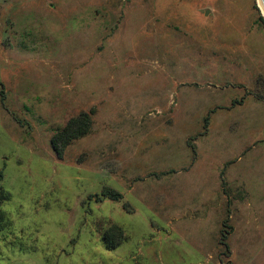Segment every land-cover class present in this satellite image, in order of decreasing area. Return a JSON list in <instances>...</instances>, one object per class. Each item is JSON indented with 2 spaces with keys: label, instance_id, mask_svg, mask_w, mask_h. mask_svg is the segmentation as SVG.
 I'll return each mask as SVG.
<instances>
[{
  "label": "rangeland",
  "instance_id": "1",
  "mask_svg": "<svg viewBox=\"0 0 264 264\" xmlns=\"http://www.w3.org/2000/svg\"><path fill=\"white\" fill-rule=\"evenodd\" d=\"M259 15L258 0H0V264H264ZM81 113L89 131L57 155Z\"/></svg>",
  "mask_w": 264,
  "mask_h": 264
},
{
  "label": "trees",
  "instance_id": "2",
  "mask_svg": "<svg viewBox=\"0 0 264 264\" xmlns=\"http://www.w3.org/2000/svg\"><path fill=\"white\" fill-rule=\"evenodd\" d=\"M258 19L264 27V17L259 15ZM206 122L207 118L205 120V123ZM90 124L91 121L88 113H81L78 116L70 118L64 128L56 133L52 138V146L57 155H61L62 149L65 148L72 140L85 135L89 131ZM101 195L103 198H109L112 200H119L122 197L119 192L111 188H104L101 191ZM94 197H96L97 200L101 199L98 194H94ZM103 239L108 248H115L122 241V230L117 225H112L104 232Z\"/></svg>",
  "mask_w": 264,
  "mask_h": 264
},
{
  "label": "water",
  "instance_id": "3",
  "mask_svg": "<svg viewBox=\"0 0 264 264\" xmlns=\"http://www.w3.org/2000/svg\"><path fill=\"white\" fill-rule=\"evenodd\" d=\"M259 6L264 13V0H258ZM264 17V16H263Z\"/></svg>",
  "mask_w": 264,
  "mask_h": 264
},
{
  "label": "bare ground",
  "instance_id": "4",
  "mask_svg": "<svg viewBox=\"0 0 264 264\" xmlns=\"http://www.w3.org/2000/svg\"><path fill=\"white\" fill-rule=\"evenodd\" d=\"M263 15H264V13H263Z\"/></svg>",
  "mask_w": 264,
  "mask_h": 264
}]
</instances>
